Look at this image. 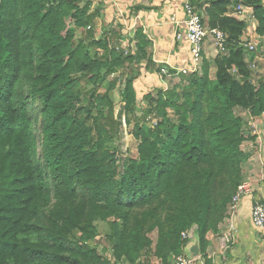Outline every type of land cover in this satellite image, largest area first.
<instances>
[{
	"label": "trees",
	"instance_id": "16d2710c",
	"mask_svg": "<svg viewBox=\"0 0 264 264\" xmlns=\"http://www.w3.org/2000/svg\"><path fill=\"white\" fill-rule=\"evenodd\" d=\"M91 1L0 0V264H172L193 228L209 264L208 236L247 160L236 110L264 115L257 50L241 45L246 24L227 13L232 3L250 9L263 36V0L199 2L204 25L227 35L225 53L145 95L140 116L138 72L129 73H159L152 41L139 27L121 49L123 27L112 24L95 40L101 10ZM75 29L84 31L77 42ZM122 122L133 123L136 159L119 156ZM98 221L108 227L103 253L92 244Z\"/></svg>",
	"mask_w": 264,
	"mask_h": 264
},
{
	"label": "rangeland",
	"instance_id": "374dc122",
	"mask_svg": "<svg viewBox=\"0 0 264 264\" xmlns=\"http://www.w3.org/2000/svg\"><path fill=\"white\" fill-rule=\"evenodd\" d=\"M92 7L93 8H100L101 10V16L98 21V26L95 27L94 37L95 40H100L104 38V29L109 28L108 26L112 24L113 27L116 26H122L123 29L121 30L122 35L125 36L124 39L120 41V48L125 49L130 45L131 47L134 46V42H130V38H133V34L135 31L139 28V26H136L135 28H132V24L134 23V19L132 20V23H130L129 16H126L127 13L130 15H133L132 6H128L127 0H92ZM264 5V0L262 1ZM238 4L232 3L230 6V12H234L235 7ZM130 9V12H129ZM128 10V11H127ZM127 11V13H125ZM234 16V15H233ZM131 18V17H130ZM246 29L244 30L243 34H246V38L249 40L252 37L256 39L255 41H259V44L257 46V69L262 71V73H256V77H261L264 75V43H261V40L254 37V33L256 32L257 28V21L255 18H252V22H245ZM71 28H73V25H70ZM131 27V28H130ZM249 27L250 29H248ZM248 30L250 33H248ZM148 39H150L152 36V33L149 32V30H145L144 32ZM256 34V33H255ZM244 37V36H243ZM259 38H263V36H257ZM80 38H84V31L81 29H75V37L74 40L77 42ZM153 38V37H152ZM151 38V39H152ZM245 38V37H244ZM264 39V38H263ZM152 47L153 48V42L155 39H152ZM155 43V42H154ZM96 52L99 54L101 53V50L99 48L95 49ZM150 48L148 49L149 52ZM219 55V54H218ZM217 55V56H218ZM210 57L211 61L214 60L216 57ZM185 63V62H184ZM135 68H138L135 66ZM214 69H211L210 74L211 77H213ZM138 69H134L133 72H130L129 75L135 74V72H138V78L134 81L133 86L135 88L136 94H137V104L139 105V109L134 110L133 115L140 116L141 115V108H146V102L144 100V96L149 94L151 97H157V93L160 90H168L173 87L178 86L180 79L179 76H164V75H158L150 72H145L143 69L140 71H136ZM162 76V77H161ZM118 77V74L112 75L109 79H113ZM255 77V78H256ZM108 81H104L102 85L98 88L99 93H103L107 87H108ZM185 84V83H184ZM122 84H118L116 88L112 91L111 96L114 103V110L115 114H117V111H119L120 107L122 106L121 97H120V88ZM236 114L241 116L244 122L243 126V135L247 139L242 145L241 149L242 151L247 154V160L242 164V183L249 184L250 187H254L255 185H260L262 181H264V168L262 167L263 160H264V133L263 128L264 126V115L259 116L257 119L249 116L247 112H243L240 109L236 110ZM155 121V120H154ZM133 123L129 125L128 127L125 126V124L122 122V136L119 140V156L121 157H129L131 159L137 158V142L133 139L131 135V131L133 128ZM148 126H152L153 122H148ZM252 173V174H251ZM263 184V183H262ZM248 185V186H249ZM243 203L246 204L247 201L244 200V197H242L240 201V206H243ZM229 207V206H228ZM239 210V209H238ZM228 211L227 209V216L223 219L221 224L219 225V228L217 229L216 233H212L209 236L213 237V239L216 240L218 243L217 249L213 248L212 251V245H210V242H212L209 238V244L206 250L207 253V261H210L209 264H213V256H216L217 252H221V259L220 261H224L225 258H227V255L229 253H235V263L236 264H264V229H256V228H248L245 231L244 238H241L238 236V229L236 227L237 233L229 236L227 239L226 236H224V233L227 234V226H228ZM242 212V211H241ZM251 223V221H250ZM252 224V223H251ZM96 229H97V236L95 241L92 242L93 246L97 248L99 253H103L102 250L107 246L106 244V235L108 234V227L105 222L98 221L95 223ZM224 229L219 233L220 229L223 227ZM195 229H191L187 231L186 233H190V242L187 244L184 248H182V255L186 258L193 261V264H207L204 257L201 256V253H199L198 256L193 257L190 254L189 248L196 242V235H195ZM220 234V235H219ZM148 236L151 238V240L154 242L156 239V233L152 232L149 233ZM208 236V237H209ZM197 243V242H196ZM233 248V250H232ZM109 252H107V256L109 257ZM224 257V258H222ZM174 259V258H173ZM150 264H160L158 260H156L154 257H149ZM173 262V260H172ZM220 264V263H219Z\"/></svg>",
	"mask_w": 264,
	"mask_h": 264
},
{
	"label": "built area",
	"instance_id": "2783aa9c",
	"mask_svg": "<svg viewBox=\"0 0 264 264\" xmlns=\"http://www.w3.org/2000/svg\"><path fill=\"white\" fill-rule=\"evenodd\" d=\"M200 0H182L181 11L182 18L171 17L169 24L172 25V38L176 43L185 42L188 46V56L186 57L185 63L179 67H171L165 62H156L161 65L159 73L164 76H188L191 74H199L203 64V55L205 53L204 47L207 42H210L218 54H224L226 48L227 35L218 30L210 29L204 25L201 17V12L198 9L197 4ZM243 22H252L254 18L253 13L250 9L245 8L242 4H238L235 10L230 16H233ZM137 26V21L134 20L132 28ZM130 27V28H131ZM250 29L249 27H247ZM248 33L250 31L248 30ZM245 38H244V37ZM241 37V45L246 48L249 52H255L259 41L248 40L246 34ZM264 38V37H263ZM261 38V43L264 39ZM150 40H152L150 38ZM252 68H255L254 64ZM234 72V70H233ZM155 121H153V124ZM251 194V188L246 183H242L238 186L235 195L232 197L229 203V211L227 221V234L229 236L237 233L236 227L233 223V218L236 215L237 210L240 207V201L242 197ZM250 221L256 229H264V197L261 200H256L250 210ZM190 237V233H183L182 238ZM172 264H193V261L186 258L183 255L177 256L173 259Z\"/></svg>",
	"mask_w": 264,
	"mask_h": 264
},
{
	"label": "crops",
	"instance_id": "0c3cea01",
	"mask_svg": "<svg viewBox=\"0 0 264 264\" xmlns=\"http://www.w3.org/2000/svg\"><path fill=\"white\" fill-rule=\"evenodd\" d=\"M208 1L210 0H201L200 5L204 7L206 6V2ZM127 2L129 4V7L133 5V15L128 14V10L125 12L127 13L126 16H129L130 23H132V20L135 18L134 20L137 21V26L141 27L144 32L146 29L149 30V32L152 33L151 36L153 38H151L155 39V43L153 42V48L150 49L152 53V59L156 62L168 63L171 67L182 66L186 60V57L188 56V46L185 42L176 43L173 41L171 27L172 25L168 23L171 17L179 19L182 18V0H127ZM138 6H144L145 10H138ZM227 14L230 15V8ZM253 35L257 39H261L257 37V34L254 33ZM250 40L256 39L252 37ZM204 51L205 53L203 55V61L206 60L208 62H211L210 57L214 58L215 55H218L210 42H207L204 47ZM256 58L257 54L255 55V61ZM213 68L214 67L211 66L212 70ZM258 73H262V71L259 70ZM262 128L264 130V126H262ZM262 167L264 168V165ZM262 183L260 185H255L254 187H250L251 194L244 196V200L247 201V203H243V206L239 207V210H237L236 215L233 218V223L238 229V236L240 237V239L244 238L245 231L248 228H255L250 223V210L256 200H261L264 197V181H262ZM224 227L225 226L220 229L219 233L224 229ZM209 239L212 241L210 242V245L213 244L212 251L215 247V249H217L218 243L216 242V240L213 239L212 236H209ZM219 253L217 252L216 256H213V264H236L235 258L233 257L235 253H229V255H227V258H225L223 262L220 261L221 254Z\"/></svg>",
	"mask_w": 264,
	"mask_h": 264
},
{
	"label": "water",
	"instance_id": "95a60500",
	"mask_svg": "<svg viewBox=\"0 0 264 264\" xmlns=\"http://www.w3.org/2000/svg\"><path fill=\"white\" fill-rule=\"evenodd\" d=\"M196 242H197V238H196ZM196 242L194 244H192V246H190V248H189L190 254L193 257H196L199 255V247H198V243H196Z\"/></svg>",
	"mask_w": 264,
	"mask_h": 264
},
{
	"label": "clouds",
	"instance_id": "9594fccd",
	"mask_svg": "<svg viewBox=\"0 0 264 264\" xmlns=\"http://www.w3.org/2000/svg\"><path fill=\"white\" fill-rule=\"evenodd\" d=\"M233 17V16H232ZM235 18V17H234ZM144 31V30H143ZM162 77V76H161Z\"/></svg>",
	"mask_w": 264,
	"mask_h": 264
}]
</instances>
